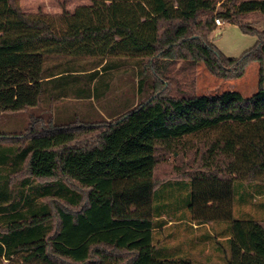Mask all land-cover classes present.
I'll list each match as a JSON object with an SVG mask.
<instances>
[{
	"label": "trees",
	"instance_id": "obj_1",
	"mask_svg": "<svg viewBox=\"0 0 264 264\" xmlns=\"http://www.w3.org/2000/svg\"><path fill=\"white\" fill-rule=\"evenodd\" d=\"M15 3L0 0V112L99 94V71L47 65L58 56L149 58L161 87L111 121L44 126L37 119L19 141L0 135L12 143L0 145V264H194L156 241L171 208L157 203L155 171L160 149L178 152L191 135L212 131L204 167L177 182L186 190L182 203L193 221L227 223L223 264H264L263 224L234 212L238 180L261 181L264 193V69L251 97H176L162 67L192 59L238 79L251 62L264 63V31L242 20L264 17V0H91L59 14ZM217 18L258 34L255 46L238 58L224 55L210 41Z\"/></svg>",
	"mask_w": 264,
	"mask_h": 264
},
{
	"label": "rangeland",
	"instance_id": "obj_2",
	"mask_svg": "<svg viewBox=\"0 0 264 264\" xmlns=\"http://www.w3.org/2000/svg\"><path fill=\"white\" fill-rule=\"evenodd\" d=\"M90 2L91 0H17L15 4L28 13L43 10L51 14H59L63 10L73 11L79 5ZM226 7V4L219 3L217 5L219 10ZM242 20L254 25L258 30L264 31V17L261 13L243 15ZM223 23L210 36V41L224 55L238 58L257 43L258 34L244 32L239 24L224 21ZM107 61L111 64L109 71L104 67ZM150 62L149 58L138 59L122 56L118 58L115 56L104 58L91 56L52 57L47 61L48 66L60 64L59 69L73 66L77 73L81 72V74L99 71L100 74L96 82L99 85V94L97 93L91 99L79 98L74 95H68L58 100L44 99L36 107H27L20 111L0 112V135H7L10 139L19 141L21 140L19 137L29 133L33 121L37 119L44 126L49 120L53 124H63L64 126L76 121L79 122L78 124L80 122L92 124L111 121L151 97L154 94L155 85L158 88L161 87L158 78L152 73ZM162 67L170 70L171 82L166 80L167 85L170 86V95L192 97L238 91L244 97H251L260 87L261 68L264 69V63L251 62L245 74L238 79L217 77L208 70L204 62L192 59L163 61ZM143 80H145V84L142 89ZM35 127L38 129L40 125L37 124ZM16 136L18 138H15ZM215 137L216 132L214 131L202 132L199 135H191L185 140V148H180L178 152L160 149L159 154L162 160L155 171V178L160 183L157 203L168 204L167 207L171 208V214L175 208H180L173 216L170 214L171 216L163 217L166 223L160 229H156V241L170 247L172 253L176 251V253L191 258L194 264H223L230 253L227 223L193 221L190 212L182 203L186 190L181 189L183 188L182 184L177 183L204 167L205 160L203 158L206 156L204 141L212 140ZM11 144L9 141H0V145L3 146ZM23 175L24 173L20 176ZM259 182L261 181L238 180L239 200H236L234 212L237 217H253L264 226V193H258ZM240 194L244 196L243 201H241ZM182 213L187 216L183 217ZM3 264L21 263L4 261Z\"/></svg>",
	"mask_w": 264,
	"mask_h": 264
},
{
	"label": "built area",
	"instance_id": "obj_3",
	"mask_svg": "<svg viewBox=\"0 0 264 264\" xmlns=\"http://www.w3.org/2000/svg\"><path fill=\"white\" fill-rule=\"evenodd\" d=\"M216 23H217L218 26H221V25L224 24L223 21H222V19H220V18H217L216 19Z\"/></svg>",
	"mask_w": 264,
	"mask_h": 264
},
{
	"label": "crops",
	"instance_id": "obj_4",
	"mask_svg": "<svg viewBox=\"0 0 264 264\" xmlns=\"http://www.w3.org/2000/svg\"><path fill=\"white\" fill-rule=\"evenodd\" d=\"M87 4H89V3H87ZM219 27H221V26H218V29H219ZM219 34V33H218ZM118 58V57H117Z\"/></svg>",
	"mask_w": 264,
	"mask_h": 264
}]
</instances>
